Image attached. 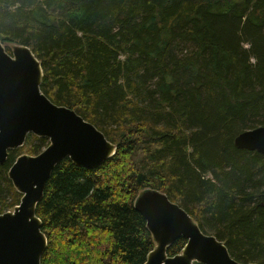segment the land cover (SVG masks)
<instances>
[{"label":"trees","instance_id":"1","mask_svg":"<svg viewBox=\"0 0 264 264\" xmlns=\"http://www.w3.org/2000/svg\"><path fill=\"white\" fill-rule=\"evenodd\" d=\"M0 39L29 46L43 92L117 145L96 168L65 158L53 171L41 264H146L156 242L135 201L149 188L264 264V154L235 145L264 126V0H0ZM34 139L49 141L9 150L0 182L23 150H44ZM4 180L0 214L23 196Z\"/></svg>","mask_w":264,"mask_h":264},{"label":"water","instance_id":"2","mask_svg":"<svg viewBox=\"0 0 264 264\" xmlns=\"http://www.w3.org/2000/svg\"><path fill=\"white\" fill-rule=\"evenodd\" d=\"M43 76L42 63L29 46L18 44L9 52L0 39V163L7 160L9 150L23 146L30 133L50 141L39 154L19 156L9 170L23 197L15 211L0 214V264H41L48 239L37 206L63 159L96 168L117 151L95 124L43 92ZM235 145L264 154V126L240 133ZM135 207L156 242L146 264H256L238 261L223 240L205 232L183 206L160 190L145 189ZM181 237L187 239L185 247L170 256L169 247Z\"/></svg>","mask_w":264,"mask_h":264},{"label":"rangeland","instance_id":"3","mask_svg":"<svg viewBox=\"0 0 264 264\" xmlns=\"http://www.w3.org/2000/svg\"><path fill=\"white\" fill-rule=\"evenodd\" d=\"M3 42V41H2ZM5 44V43H4ZM16 45H18V43H14V44H10V45H8L11 49L9 50V49H7L9 52H11L12 51V48L14 47V46H16ZM5 46H6V48H7V44H5ZM43 83V82H42ZM41 89H42V85H41ZM256 128V127H255ZM247 130H249V129H247ZM246 131V130H245ZM242 133V132H241ZM240 134V133H239ZM238 134V135H239ZM237 135V136H238ZM236 136V137H237ZM49 139V138H48ZM48 143H49V141H46V142H42L41 140H35L34 139V142H33V144H37L38 145V149H45L46 147H47V145H48ZM19 148V147H18ZM22 155L23 154H29V155H36V154H31V152H28V150L27 149H25V150H23L22 151V153H21ZM12 167V166H11ZM207 176H212V174L211 173H208L207 174ZM4 179H7V181H8V179H10V177H9V171L7 172V173H5V177H3V181H1L0 182V184H1V186L4 188V186L5 187H7V183H6V180H4ZM11 180V179H10ZM12 181V180H11ZM13 183V182H12ZM14 185V184H13ZM15 187V186H14ZM16 188V187H15ZM17 189V188H16ZM22 194V193H21ZM23 195V194H22ZM1 197H4V199L6 200V204H9L10 203V201H11V198H12V196H11V193H5V194H3L2 193V196ZM23 197V196H22ZM21 200H22V198H21ZM21 202V201H20ZM19 205V204H18ZM15 208H16V206L15 207H13L12 209L10 208V207H7V209H6V211L5 212H7V211H15ZM192 216V215H191ZM211 230H209L208 229V231H206L205 230V232H207V233H209ZM210 234H212L211 232H210Z\"/></svg>","mask_w":264,"mask_h":264},{"label":"flooded vegetation","instance_id":"4","mask_svg":"<svg viewBox=\"0 0 264 264\" xmlns=\"http://www.w3.org/2000/svg\"><path fill=\"white\" fill-rule=\"evenodd\" d=\"M20 156H21V155H20ZM155 247H156V246H155ZM195 263H196V262H195ZM195 263H194V264H195Z\"/></svg>","mask_w":264,"mask_h":264}]
</instances>
